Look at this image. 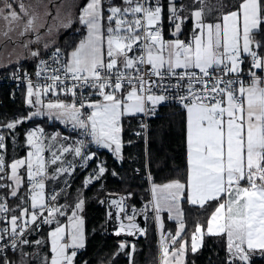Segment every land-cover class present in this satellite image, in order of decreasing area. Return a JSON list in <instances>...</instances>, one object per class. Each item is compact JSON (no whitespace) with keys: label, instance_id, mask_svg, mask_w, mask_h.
<instances>
[{"label":"snow or ice","instance_id":"1","mask_svg":"<svg viewBox=\"0 0 264 264\" xmlns=\"http://www.w3.org/2000/svg\"><path fill=\"white\" fill-rule=\"evenodd\" d=\"M41 2L0 0L5 53H16L15 47L8 52L14 37L36 33L39 43L44 28L52 36L78 22L84 34L71 50L55 47L48 59L40 49L30 51L38 60L36 82L26 71L14 74L26 82L25 104L32 110L0 124V264H30L36 258L40 264H76L78 250L85 247L79 214L85 200L78 192L67 202V180L59 191H46L48 183L72 175L77 159L87 167L96 157L91 145L123 159V119L155 115L166 101L184 113L183 178L156 183L148 172L151 199L139 210L131 206V214L126 201L132 193L111 199L120 221L117 235H146L136 217L147 218L150 207L160 232L157 264H187L188 252L197 253L205 236L226 240L225 264H249L252 254H264V0H81L78 15H62L63 3L48 0L42 16ZM165 20L171 39L165 38ZM54 44L44 43L43 49ZM34 117L70 125L78 134L74 139L49 134L37 125L24 133L26 155L8 159V136L15 143L13 130ZM106 171L103 163L97 165L83 187ZM185 204L210 210L206 224L196 222L190 242ZM165 212L176 222L174 233L165 231ZM43 225L52 226L50 246L38 257L25 246L48 243L28 239ZM120 253L135 264L134 244H119L115 255Z\"/></svg>","mask_w":264,"mask_h":264},{"label":"trees","instance_id":"2","mask_svg":"<svg viewBox=\"0 0 264 264\" xmlns=\"http://www.w3.org/2000/svg\"><path fill=\"white\" fill-rule=\"evenodd\" d=\"M190 27L191 24L189 23L186 28ZM165 29V35L168 36L167 20H165ZM77 30V25L74 24L64 32H61L58 42L52 48L60 47L71 50V47H74L82 38L80 35L81 29ZM34 62L29 63V60L22 61L21 65L26 70H33L35 66ZM14 65L3 70L1 69L0 73L7 72ZM23 89L19 92H13L9 88H2L0 114L6 120L13 119L17 115H22V110H19L22 106L25 107V114L27 113L28 108L23 99ZM183 119L184 113L177 104H163L155 112V115L149 116L148 133L147 137H145L144 134H137L142 128L141 116L125 117L122 121L123 159L118 160L109 150L99 152L98 154L104 158L107 171L100 180L94 181L87 188L83 187V181L88 176L91 166L86 167L84 171L83 169L77 171L75 179H72L73 184L71 183L70 187L66 189L68 193L67 202L74 201L78 192L82 193V198L85 200L83 207L85 247L78 251L76 264H85V262L87 264H129V259L124 253L115 255L118 252V245L124 241H127L128 245L134 244L136 246L135 264H157L155 257L158 253L159 239L151 214L147 238L139 241L115 239L106 232L105 195L108 192H122L120 194L125 196L128 193H132L131 198L127 200V205L140 206L149 198L148 180L145 178L147 171L151 172L156 183H164L176 178L182 179L186 168ZM34 122H42L47 127H51L50 124L48 125L47 119L37 117L18 126L15 129V142L17 144L13 143L10 135L6 140L8 159H11L12 156H20L26 153L24 133ZM59 126V123H56V127ZM63 130L65 131L64 128ZM113 172L116 175H113ZM52 182H49L48 185H51ZM62 182L56 184V186H59ZM114 187H118L116 188L117 190ZM118 190L120 192H117ZM10 201L13 204L16 203L14 200ZM101 201H104V203H101ZM64 202L66 201L62 197L59 203ZM183 207L185 211L184 219L187 225L185 238L189 240L197 221L206 224L210 210L206 212L196 206L186 204ZM166 226H170L172 231L175 230V224L167 219ZM49 228V225H45L40 232L31 236V241L45 238L49 232ZM25 248L29 249V246ZM128 251L130 249H125V252ZM8 254L14 258L17 253L9 252ZM226 258V240L205 236L203 246L195 254L189 251L186 261L187 264H225ZM249 264H264V254H261L259 251L252 254Z\"/></svg>","mask_w":264,"mask_h":264},{"label":"rangeland","instance_id":"3","mask_svg":"<svg viewBox=\"0 0 264 264\" xmlns=\"http://www.w3.org/2000/svg\"><path fill=\"white\" fill-rule=\"evenodd\" d=\"M54 2L55 3H63V5H64V7L61 9V13H62V15L64 14V13H66V12H68V11H71V12H73V13H75L76 15H78V13H79V9H78V7H76L77 5H79V6H82V2H81V0H54ZM25 3H36V0H25ZM48 3V0H42V2H41V4H40V7L37 9V11L41 14V16L43 15V13H44V11H45V8H44V4H47ZM52 15L54 16L55 15V9H52ZM53 21H52V19H51V17H49L48 18V23L49 24H51ZM77 28L78 29H81V25H79V23H78V25H77ZM68 29V28H67ZM64 30H66V29H63V28H61V29H59V31H57V32H54V34L52 35V36H48L46 33H47V29L46 28H44V29H41L40 30V32H39V34L41 35V37H42V40L39 42V43H36L35 42V40H36V38L33 40V42H35V44H36V47L37 48H39V46L42 44V42H48V41H50L51 39H53L54 37H55V35L57 36L58 34H60L61 32H63ZM34 36V35H33ZM32 39V36L28 33V34H26L25 36H22V37H14V39H13V41H12V43L9 45V47H8V52H11V50H12V48L13 47H15L16 48V53H19L20 54V59L19 60H17L16 59V53H12L11 55H8L7 53H5L2 49H0V64H4V62H1L2 61V59H7V62L4 64V65H0V69H4V68H7V66H11V65H14V64H10V65H7L8 63H10V62H13V63H15V61L18 63V62H20V61H22L24 58L23 57H25L24 56V53H25V51H26V48H23V47H21V44H23V43H26L27 41H29V40H31ZM56 39V42L55 43H57L58 42V39H57V37L55 38ZM6 58H5V57ZM38 62V61H37ZM6 65V66H5ZM4 66V67H3ZM28 108V107H27ZM19 110H22V112H23V114L22 115H17L16 117H18V116H20V117H23V116H27L28 115V112L25 114V107L24 106H22L21 107V109H19ZM29 110V112L31 111L30 109H28ZM39 118H41V117H39ZM44 118V117H43ZM46 119V118H45ZM10 120H12V119H10ZM10 120H6L5 119V117L4 116H2L1 114H0V124H3V123H6V122H8V121H10ZM50 125H51V127H49V128H46L45 127V125L42 123V122H34V123H32V125L27 129V130H29V129H31V128H34L35 126H37V125H40V126H42V127H44V129H45V131L47 132V133H49V134H52V133H57L58 132V129L56 130V122L54 121V120H51V122L49 123ZM64 128V125L62 126V129ZM64 133H60L62 136H66V135H63V134H66V130L64 131V130H62ZM13 132H14V134H15V130H13ZM11 136V135H10ZM12 137V136H11ZM15 144H17V142H15ZM24 145H25V143H24ZM26 146V145H25ZM26 155V153H24V154H22V155H20V156H16L17 158H20V157H23V156H25ZM99 158H98V157ZM97 160V161H96ZM90 162V161H89ZM99 162V164H101V163H103L104 164V166H105V161H104V158H102L99 154H96V157L90 162V163H88V166H91V170H89L90 172H89V174H91V173H93L94 172V170H96L97 169V165H99V164H96V163H98ZM147 173H148V171H147ZM89 174H88V176H89ZM87 176V177H88ZM63 178H64V176H63ZM63 178H61V179H59L58 181H56V184H59L60 182H62V180H63ZM94 182V181H93ZM49 184V183H48ZM53 184H54V182H53ZM53 184H51V185H48V187L46 188V191L49 189V188H51V187H53L54 185ZM73 202V201H72ZM10 203L11 204H13V202L12 201H10ZM65 203V202H64ZM64 203H61V204H64ZM68 203H71L70 201H68ZM80 215H82L83 216V210H82V212H80L79 213ZM151 218H152V214H151ZM83 219H84V216H83ZM64 222H66V221H64ZM50 228H49V231L51 230V227L52 226H49ZM84 228H85V224H84ZM84 231H85V229H84ZM158 234V233H157ZM41 239H44V240H46V241H48V243H46L45 245H41V246H39V247H37V246H35L34 244L31 246V247H29V249H27V248H25V251H28V252H34V253H36L37 254V256L38 257H42L45 253H47L48 252V247L50 246V239L48 238V235L45 237V238H41ZM158 239H159V237H158ZM129 241V240H128ZM121 243H125V244H129V243H127V241L125 242H121ZM120 243V244H121ZM47 247V248H46ZM136 247V246H135ZM79 251V250H78ZM18 253L16 254V256L13 258L12 257V255H9V256H11L13 259H18ZM186 259H187V256H186ZM30 264H40V259L39 258H36V259H34V260H32L31 262H30Z\"/></svg>","mask_w":264,"mask_h":264},{"label":"built area","instance_id":"4","mask_svg":"<svg viewBox=\"0 0 264 264\" xmlns=\"http://www.w3.org/2000/svg\"><path fill=\"white\" fill-rule=\"evenodd\" d=\"M55 48H51L47 53H45L44 55H42V58L44 59H48L50 56H51V52L54 51ZM38 63V62H37ZM36 63V65H37ZM36 65L34 67L33 70H26L23 68V66L21 65V62H18L14 65V67L10 70H8L7 72H3V73H0V102H1V97H2V88H9L11 89L13 92H19L22 90V88H24L26 86V82L23 80V79H16L15 78V75H22L23 72H28L29 75L32 77L33 81L36 82V80L38 79L37 77H35L34 73L36 71ZM15 74V75H14ZM159 94V93H157ZM163 104H176L174 101H166L164 103H162L161 105ZM159 105L157 108H156V111H158L160 109V106ZM155 111V112H156ZM148 118L149 116H143L141 115V123L143 122L144 124L147 125V128H141L140 131H138L137 133H141V134H144L145 137H147V133H148ZM64 129L66 130V136H69V137H72L73 139L76 138L77 136V132L74 131L70 125H64ZM0 131H2V129H0ZM146 139V138H145ZM90 151L92 152H95V153H99V152H104L106 151V149L104 148H101V147H98L96 145H91L90 146ZM47 155V153H46ZM67 159L69 160H72V156L69 155L67 157ZM77 163V167H76V170L72 173V175L68 176L66 175L63 182L59 185V186H56L54 185L53 187L49 188L47 191H50L52 188H55L56 191H59L60 188L64 187V181L67 180L69 185H71L72 183V179L73 177L75 176L76 172L79 170V169H85L86 167H80L79 166V161L77 159V161H75ZM89 163V162H88ZM88 167V166H87ZM147 175V174H146ZM146 178V176H145ZM69 188V187H68ZM150 189V183L148 181V191ZM151 199V195L149 196V198L147 200H145L140 206H136L134 205L138 210L143 208L145 204H147V202ZM128 206V205H127ZM132 205L128 206V214H131L130 213V208H131ZM150 209V207H149ZM151 214V212H150ZM45 225H43L38 231H35V232H32L29 236H28V239L31 240V236L40 232L43 228H44ZM27 247V246H25ZM9 252H11V250H9Z\"/></svg>","mask_w":264,"mask_h":264},{"label":"water","instance_id":"5","mask_svg":"<svg viewBox=\"0 0 264 264\" xmlns=\"http://www.w3.org/2000/svg\"><path fill=\"white\" fill-rule=\"evenodd\" d=\"M111 194V195H109ZM120 196H125L123 194L120 193H112V192H108L105 195V207H106V221H105V226H106V232L109 236L115 238V239H124V240H129V241H139L141 239H145L147 238L148 235V224H149V215L151 212V209H149L148 211V216L147 218H145L142 215H138L136 217V223L141 227V228H145L147 229L146 235H140V234H135V235H129L127 232L125 233H120L119 235H117V233L119 232V225H120V221L117 220L115 218V212L116 209L114 207L111 206L110 204V200L111 199H118ZM127 204V201H126ZM111 211L113 213L112 218L108 217V212ZM127 222V221H125Z\"/></svg>","mask_w":264,"mask_h":264},{"label":"crops","instance_id":"6","mask_svg":"<svg viewBox=\"0 0 264 264\" xmlns=\"http://www.w3.org/2000/svg\"><path fill=\"white\" fill-rule=\"evenodd\" d=\"M74 24H76V25H78V22H73V25ZM65 31V30H64ZM63 31V32H64ZM31 36H32V39H31V41H33L35 38H36V33H29ZM61 34V33H60ZM60 34H58L57 36L55 35V37L53 38V39H51V40H55V42H56V37H57V39L59 38V36H60ZM84 34V29H83V27L81 26V31H80V35L82 36ZM34 35V36H33ZM165 38L166 39H171L172 37L170 36V35H165ZM182 39L184 38L183 36L181 37ZM50 40V41H51ZM50 41H48V42H50ZM48 42H42V44L39 46V48H37L36 47V44H35V42H33V43H31V44H28V47L26 48V51H25V53H24V56L25 57H23L24 59L22 60V61H27V60H29V63L30 62H32V61H35L34 62V65H36V63H37V59L36 58H32L30 55H29V52L30 51H34V50H37V49H40L41 50V52H42V55H44L45 53H47L50 49H43V44L44 43H48ZM56 44V43H55ZM54 44V45H55ZM55 48V47H54ZM22 61H20V62H22ZM1 62H4V64L7 62V59H2V61ZM17 62L15 61V63H13V62H10V63H8L7 65H10V64H16ZM4 64H0V65H4ZM6 66V65H5ZM12 66V65H11ZM4 67V66H3ZM8 67H10V66H7V68ZM35 67V66H34ZM23 99L25 100V92H26V86L24 87V89H23ZM53 99H54V97H53ZM61 99H63V97H61ZM27 107V106H26ZM28 109H30V108H28ZM30 110H32V109H30ZM27 112L29 113V110H27ZM137 116H141V115H137ZM34 118H36V117H34ZM37 118H39V117H37ZM41 118H43V117H41ZM44 118H46L47 120H48V125H49V123L51 122V120H49L47 117H44ZM55 121V120H54ZM56 123H59V127H56V130L58 129V132H62L63 133V129H62V126L64 125V124H62V123H60L59 121H55ZM45 125V124H44ZM45 127L46 128H49V127H47L46 125H45ZM27 131V130H26ZM96 154H98V153H96ZM91 162V161H90ZM53 182H54V184H53ZM52 182V184L53 185H56V181H53ZM167 182V181H166ZM149 192V196H150V191H148ZM152 214V213H151ZM162 217L164 218V222H165V231H167V230H169V229H171L170 228V226H166V219H167V213L165 212V213H162ZM168 220V219H167ZM168 221H170V220H168ZM170 222H172V223H174L175 224V229H176V227H177V225H176V222L175 221H170ZM175 232V230L173 231V233ZM157 233H158V237L160 236V232L158 231V229H157ZM187 239V238H186ZM189 242H190V239H189Z\"/></svg>","mask_w":264,"mask_h":264},{"label":"bare ground","instance_id":"7","mask_svg":"<svg viewBox=\"0 0 264 264\" xmlns=\"http://www.w3.org/2000/svg\"><path fill=\"white\" fill-rule=\"evenodd\" d=\"M4 57H5V56H4ZM5 58H6V57H5ZM0 70H1V69H0ZM2 70H3V68H2ZM6 70H7V69H6ZM4 71H5V70H4ZM63 135H64V134H63ZM97 157H98V156H97ZM98 158H99V157H98ZM96 161H97V160H96ZM89 163H90V162H89ZM96 164H99V162L96 163ZM118 166H119V165H118ZM120 166H121V165H120ZM115 167H116V166H115ZM90 168H91V167H90ZM112 170H114V168H112ZM83 171H84V169H83ZM89 172H90V171H89ZM116 172H117V171H116ZM76 173H77V172H76ZM120 177H121V176H120ZM62 178H63V177H62ZM81 178H82V176H81ZM81 178H80V179H81ZM74 179H75V176H74L73 180H74ZM80 179H79V180H80ZM63 180H64V178H63ZM73 180H72V181H73ZM72 184H73V183H72ZM115 184H117V183H115ZM79 186H80V185H79ZM113 186H114V185H113ZM114 188H115V187H114ZM116 188H118V187H116ZM116 188H115V189H116ZM128 189H129V188H128ZM116 190H117V189H116ZM125 190H126V189H125ZM122 191H123V188H122ZM117 192H120V191L118 190ZM123 192H124V191H123ZM120 193H122V192H120Z\"/></svg>","mask_w":264,"mask_h":264}]
</instances>
